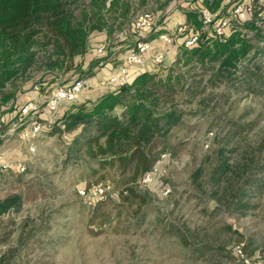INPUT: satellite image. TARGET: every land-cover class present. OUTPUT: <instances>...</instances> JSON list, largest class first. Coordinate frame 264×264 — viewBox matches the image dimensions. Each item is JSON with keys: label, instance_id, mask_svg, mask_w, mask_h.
<instances>
[{"label": "rangeland", "instance_id": "rangeland-1", "mask_svg": "<svg viewBox=\"0 0 264 264\" xmlns=\"http://www.w3.org/2000/svg\"><path fill=\"white\" fill-rule=\"evenodd\" d=\"M174 1L151 0L131 17L130 23L108 37L102 44L107 47L106 51L117 56L125 54L139 37L134 32L137 31L133 27L135 19L147 13L156 16L157 25L174 33L176 27L170 28L169 22L165 23L176 10L168 11ZM98 33L107 35L94 32L86 53L75 58L70 71L46 75L42 83L32 79L9 86L0 94V117L4 112L15 111L28 98L35 96L36 102L44 103L56 88L94 78L103 58L94 57L99 61L94 60L92 67L85 68L84 57L102 46H92L100 43L93 39ZM174 39L175 47L181 45L182 36ZM95 61L98 63L94 65ZM166 62L159 67L170 65ZM176 68L175 76L183 77L181 86L185 87L183 91L177 88V94L171 97L166 108L182 113L183 124L172 129L166 141L169 160L165 175L149 186H140L139 181L136 185L148 202L140 206L118 198L124 182L131 177L129 170L123 174L122 168L114 167L111 171L107 168L96 175L83 163L65 164L66 145L62 136L45 133L30 139L33 144L25 150L28 152L25 162H9L13 169L0 172V200L13 194L23 196L19 211L0 217V264H216L221 260L219 254L232 252L233 248L239 258H224L222 264H264V191L249 192L255 208L240 216L220 205L208 189L199 187V184L205 186L209 172L217 165L218 150L224 140H231L226 156L232 165L244 160L264 162V95L230 89L227 84L213 87L208 75L199 86L197 96H191L194 88L190 84L203 69L179 65ZM42 75L38 73L37 80ZM12 94L6 101L5 97ZM203 100L207 104L201 103ZM227 121L242 122L247 129L228 139L233 125ZM32 146L36 150L33 153ZM19 166L25 170L20 171ZM97 167L94 164L92 168ZM198 170H202V177L196 182L193 176ZM99 184L110 187L106 200L112 203L98 209L100 204L86 205L78 189ZM161 184L167 185L170 193L163 194ZM225 224L243 234L247 249L237 245L238 236L223 229ZM179 229L194 232L200 242L207 235L219 236L214 244L224 250L217 249L215 258L185 255L178 237L173 236Z\"/></svg>", "mask_w": 264, "mask_h": 264}, {"label": "trees", "instance_id": "trees-1", "mask_svg": "<svg viewBox=\"0 0 264 264\" xmlns=\"http://www.w3.org/2000/svg\"><path fill=\"white\" fill-rule=\"evenodd\" d=\"M150 2L0 0V94L19 81L26 83L33 79L42 83L46 75L70 71L75 58L86 53L94 32H106L111 38ZM202 4L211 12H224L230 2L203 0ZM252 5V20L239 25L229 36L202 34L199 45L194 48L181 44L173 63L161 71L136 73L128 85L100 102L72 106L50 132L51 135L63 136L81 130L65 147V164L83 163L96 175L107 168L110 171L114 167L122 168L123 174L129 170L131 177L124 182L118 198L128 204H146L148 198L138 192L136 185L152 170L161 155L168 152L166 141L172 129L183 124L182 113L166 108L171 97L177 94V88L183 91L185 87L181 86L183 77L180 74L175 76L177 65L189 66L192 70L203 69L197 76L200 80L195 78L190 84L194 88L191 96H197L199 86L203 85L208 75L213 87L227 84L230 89L264 95V20L263 26L259 22L264 6L259 0H254ZM175 7L186 11L188 22L201 29L196 4L175 0L168 11ZM249 34L251 37H248ZM245 61L248 63L244 64ZM38 73H43L39 80L36 77ZM12 97L13 94L6 96L5 100L9 101ZM204 101L201 103L205 104ZM232 122L227 121L228 125H233L228 139L241 135L247 129L242 122ZM230 141H223L218 150L217 165L209 172L205 186L199 184V187L204 191L208 189V193L232 213L245 216L255 208L249 192L264 191V162L244 160L232 165L226 156ZM94 164L98 166L96 170L92 168ZM201 177L202 170L193 176L196 182ZM107 201L98 203V209L111 205L109 203L112 202ZM22 205L21 194L1 199L0 217L19 211ZM223 229L238 236L237 245L247 249L248 242L243 234L234 230L232 225L225 224ZM173 236L178 237L185 255L215 258L218 251L224 250L214 244L219 241V236L207 235L206 240L200 242L188 229L176 230ZM234 250L219 254L221 260L215 263L222 264L224 258H239Z\"/></svg>", "mask_w": 264, "mask_h": 264}, {"label": "built area", "instance_id": "built-area-1", "mask_svg": "<svg viewBox=\"0 0 264 264\" xmlns=\"http://www.w3.org/2000/svg\"><path fill=\"white\" fill-rule=\"evenodd\" d=\"M196 4V10L201 21V29H197L189 22L179 24L174 33L163 25H157L156 16L154 14H144L135 19L133 27L137 30L134 32L150 31L158 34L155 40L138 37V39L129 46L121 64L114 68L108 78L111 86L117 90L128 85L134 78L132 69L134 67L143 66L147 59L151 58L155 65L160 66L165 63L166 55L163 52H158L154 49V41H159L167 45H174L176 36H182V42L186 48H194L199 45L202 34L215 33L217 36H229L237 27L243 26L248 21L252 20L254 8L252 2L254 0H229L230 6L224 12L219 11L213 13L205 8L202 4L203 0H187ZM264 6V0H259ZM262 20L259 21L263 26L264 13L261 14ZM258 22V23H259ZM181 46V45H179ZM264 46V43L262 44ZM107 47L102 45L97 49L99 55H105ZM86 82L78 80L71 84H65L56 88L51 96L44 102L38 103L34 100L17 107L21 121L24 122L27 118L34 117L33 126L30 130L22 134L24 139H33L39 137L44 131V125L39 121L41 112L46 110L56 112L63 103H73L77 96L85 89ZM30 151L35 152V147H31ZM168 156L162 154L160 160L153 166L152 170L146 173L139 181V185H150L152 181L164 176L166 173V165H168ZM13 169V165L9 161L0 163V172H6ZM20 171H24L25 167L19 166ZM161 192L167 195L170 193V188L167 185L161 184ZM79 196L84 199V203L88 206L95 207L99 202L106 200L110 187L104 184H99L93 187H82L78 189ZM242 253V250H239Z\"/></svg>", "mask_w": 264, "mask_h": 264}, {"label": "crops", "instance_id": "crops-1", "mask_svg": "<svg viewBox=\"0 0 264 264\" xmlns=\"http://www.w3.org/2000/svg\"><path fill=\"white\" fill-rule=\"evenodd\" d=\"M172 15H169V17L166 18V21L169 22L168 26L170 28H174L179 26V24L188 22V17L186 14V11L183 9L177 8ZM94 34L93 39L95 41H99L100 43H94L92 46L94 48H98L100 45L105 44L108 40V36ZM156 33L150 32V31H142L138 34L139 38H147L151 40H155L157 38ZM138 39V38H137ZM154 49L158 52H163L166 55L165 63L167 60L170 64L173 63L175 60V56L177 54V48L178 45L175 47L174 45H167L159 41H154ZM152 56V54H150ZM151 56L147 59L146 63L140 67V69L133 68L132 74L136 75V73H144V72H159L161 71V67L154 64ZM95 58H103L101 62H99V66L97 70L99 71L97 75L94 78H91L86 82L85 89L78 95V100H76L73 103H63L56 112H49L45 111L40 114L39 121L44 125L45 131L40 135V137L43 136V134L48 133L52 131L54 126L60 122V120L64 117V115L72 109V106L74 105H80V104H95L100 102L103 98H105L107 95L116 93L118 90L111 86L108 82V78L112 71L114 70V65L120 64L123 61L124 53L117 56L114 52H105V55H99L96 51V49H93V52L90 54H86L84 57L85 60V68L92 67L93 62ZM99 61V60H96ZM95 61V62H96ZM98 62L94 63L97 64ZM101 64V65H100ZM169 66V65H167ZM165 66V67H167ZM101 67V68H99ZM163 67V68H165ZM71 84V83H68ZM37 98L35 96L28 98L27 100H36ZM26 100V101H27ZM25 102H23L24 104ZM17 109L13 112H4L3 115L0 117V163L3 161H9V162H25V160L28 158V152L25 151L27 148L32 145L33 143L29 141L30 139H24L22 138V134L30 130L33 126V120L34 117L27 118L24 122L21 121V118L19 114L17 113ZM81 130H77L72 133H66L61 137V140L64 142V144L69 145L73 138L80 133ZM38 137V138H40ZM36 138H33L31 140H35ZM26 154V155H25Z\"/></svg>", "mask_w": 264, "mask_h": 264}]
</instances>
